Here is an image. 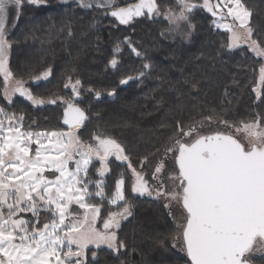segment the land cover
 Returning a JSON list of instances; mask_svg holds the SVG:
<instances>
[{
    "label": "snow or ice",
    "instance_id": "obj_1",
    "mask_svg": "<svg viewBox=\"0 0 264 264\" xmlns=\"http://www.w3.org/2000/svg\"><path fill=\"white\" fill-rule=\"evenodd\" d=\"M24 2L0 0L3 98L11 102L13 94L19 93L34 105L56 104L61 97L40 99L24 86L23 80L16 81L14 86L9 85L13 76L8 70L11 42L6 39L5 22L10 7H14L19 15ZM26 2L37 6L46 4V0ZM177 2L178 12L170 8L161 13L155 0H138L127 7H117L115 0H79L83 8L111 9L108 15L115 17L121 25L145 15V10L148 16L164 15L169 28L162 35L179 33L185 39L190 33L184 31L182 22L189 20L194 8L203 7L213 17L219 13L222 18L226 8L227 15L239 23L235 29L232 25H223L230 33L226 46L231 49L241 43L248 44L257 56H264V40L252 39L254 30L249 26L251 11L242 0H219L215 5L210 0H204L202 6L191 0ZM128 46L137 56L142 55L131 46V42ZM118 51L119 47L114 49V52ZM108 63L116 67L118 62L114 57ZM149 67L147 63L143 65L144 69ZM260 71L264 81V66ZM51 74L49 68L32 79L38 82L48 79ZM139 75L142 77L143 71ZM129 79L133 78L121 79L119 84L125 85ZM69 86L73 96L79 97L81 81L76 79L74 83L69 81L64 85L65 88ZM254 91L259 95L258 90ZM115 94V89L107 93L108 96ZM95 96L99 98L101 92L96 91ZM65 103L68 104L65 116L73 113L74 121L67 132L24 131L20 126L24 117H17L0 107V264H53V259L55 264H89L85 254L88 245H107L113 252L124 248L125 243L119 240L116 229L133 213L123 175L115 180V191L111 196L106 195L103 178L110 171L109 157L113 156L116 161L127 163V169L134 178L132 194L154 196L163 202L170 216L175 217L176 211L181 212L184 222L172 237L173 247L180 243L181 251L186 252L191 264H250V254H264V116L236 128L237 133H243L247 138V144L231 133L218 131L212 135H199L196 124L203 125L212 117L193 122L187 130L178 121L179 131L169 138L162 149L152 154L153 158L159 157L152 173L153 186L145 178L143 170L138 171L133 166L130 157L125 154L126 149L115 138L95 135L92 138L95 143L81 141L72 129L87 120L85 110L67 101ZM64 123L68 124L69 120L66 118ZM218 123L225 128L232 127L227 120H219ZM193 133L197 135L191 139ZM183 137H189L191 142H182ZM33 138L38 145L34 157L29 156ZM52 152L57 154L52 155ZM169 153L176 166L171 172L167 168ZM93 157L100 165L96 172L101 179L95 181L89 177ZM69 161L74 163V168H69ZM150 163L152 160L147 155L140 160L142 166ZM46 171L59 175L48 179ZM93 183L94 193L89 191V185ZM93 195L107 199L111 205L123 202L118 212L108 213L102 230L94 226L101 214V204L86 202ZM70 204H77L85 210L83 219L73 217L69 211ZM42 210L51 213L52 219L40 227ZM24 213H31L32 219H25ZM96 256L93 251V259Z\"/></svg>",
    "mask_w": 264,
    "mask_h": 264
},
{
    "label": "trees",
    "instance_id": "obj_2",
    "mask_svg": "<svg viewBox=\"0 0 264 264\" xmlns=\"http://www.w3.org/2000/svg\"><path fill=\"white\" fill-rule=\"evenodd\" d=\"M216 1L219 0H210ZM115 2L117 7H127L138 0ZM155 2L161 13L170 8L179 11L177 0ZM191 2L202 6L204 0ZM242 3L251 11L250 26L255 38L264 40V0ZM110 11L95 6L83 8L76 0H46V4L39 6L23 4L6 37L11 42L9 71L40 99H62L56 104L34 105L17 95L7 105L1 94L4 80L0 76V107L24 117L20 122L22 130H67L62 117L68 106L65 101L70 97L67 102L85 110L87 116L83 125L75 129L80 139L91 142L101 121L111 119V131L98 135L115 138L135 153L132 157L136 168H142L145 178L151 181L159 159L152 154L179 131L178 121L187 129L193 122L208 117L237 125L264 116V81L256 75L260 61L241 48L228 51V33L214 26V17L206 9L200 7L190 13L192 32L187 39L162 35L165 21L161 18L162 23L160 16H148L145 11V15L121 25L108 15ZM128 42L142 55L133 53ZM117 47L119 51L114 52ZM114 57L118 63L111 67L108 62ZM145 63L150 65L148 69L143 68ZM49 68L52 74L48 79H32ZM142 71L144 75L140 77ZM128 77L133 79L119 84ZM76 79L81 81L79 97L64 87L68 80ZM256 85L259 95L254 91ZM112 89L116 94L108 96ZM96 91L101 92L99 98ZM146 155L152 163L142 166L140 160ZM129 172L123 167L121 173L125 178ZM94 174L89 170L92 181L101 179ZM118 174L111 166L110 173L103 178L107 196L113 193L110 176H115V182ZM89 191H96L94 183L89 185ZM126 196L133 215L117 232L125 247L119 254L107 248L88 247L89 264H191L186 252L171 249V235L177 231H173L174 223L161 204L145 195L132 194L131 182L126 183ZM86 201L101 204L99 220L108 211L123 207V202L111 205L94 195ZM51 218L42 212L39 226ZM93 251L97 253L95 259ZM254 264H264V259Z\"/></svg>",
    "mask_w": 264,
    "mask_h": 264
},
{
    "label": "rangeland",
    "instance_id": "obj_3",
    "mask_svg": "<svg viewBox=\"0 0 264 264\" xmlns=\"http://www.w3.org/2000/svg\"><path fill=\"white\" fill-rule=\"evenodd\" d=\"M65 1H68V0H65ZM76 1H77V0H76ZM78 2H79V1H78ZM24 3H26V0H25ZM217 3H219V1L213 2L212 4L215 5V4H217ZM79 4H80V3H79ZM165 12H166V11H165ZM163 13H164V12H163ZM218 14H219V13H218ZM17 17H18V15H17V11H16V9H15L14 7H10L9 12H8V15H7L6 22H5V23H6V28H7V34H8L9 31L12 29V27H13V25H14L16 19H17ZM49 17H51V16H49ZM155 17H159V16H155ZM161 18L165 21V23H164V27H163V33H165V30L169 28V23H168V20H167V17H166V16H164V15H160V20H161ZM250 20H251V16H250V18H249V26H250ZM161 21H162V20H161ZM162 23H163V21H162ZM162 23H161V24H162ZM213 24H214V26H215L216 28L226 31V32L228 33V38H229L230 33L228 32V30H227L226 28L223 27V25H224V24L232 25V26L234 27V29L239 27V23H238L237 21H234L233 18H232L231 16H228V15H227V9H226V8L223 9V18L221 17V15H220V16H216V17H214ZM189 25H191L189 21H187V22H182V26H183L184 31H185V32H189V33H191V32H192V25H191V28H190V29H189ZM218 25H219V27H218ZM164 35H166V36H167L168 38H170V39H172V38H184L183 35H181V34H179V33H177V34H175V35H170V34H164ZM189 35H190V34H189ZM189 35H188V36H189ZM6 37H7V36H6ZM252 39L257 40V41H261L260 39L255 38L254 33H253ZM240 48H241V49H244V51H247L248 53L252 54V55L254 56V58H256L257 60L260 61V62L258 63V67L256 68V70H258L257 73H256V75H258L259 78H261V71H260V69H261L262 66H264V56H257L254 52L251 51V49L249 48V45H248V44H244V43H241V44H239L237 47H235V48H231V49H229V48L227 47L228 51H230V52H232L233 50H236V49H240ZM52 53H53V52H52ZM9 58H10V49H9V51H8V65H9ZM8 70H9V66H8ZM0 76H1V77L3 78V80H4V76H3L2 73H0ZM258 76H257V77H258ZM16 81H19V80H18L17 78L12 77V78L10 79V81H9V85H10V86H14ZM69 81H70V80H68V82H69ZM74 82H75V80H74L72 83H74ZM4 87H5V85H4V82H3V86H2V89H1L2 97H3V89H4ZM66 89H68L69 91H72L71 86L67 87ZM254 90H258V86H257V85L254 87ZM256 92H257V91H256ZM17 95H20V94H19V93H14V94H13V96H12V101H11L12 103L14 102L15 96H17ZM66 98H67V97H66ZM69 98H70V97L67 98V101L71 100V99H69ZM3 99H4V98H3ZM4 102H5L7 105H10V104H9L10 102L6 101L5 99H4ZM108 122H111V119H110V121H109L108 118H105L104 120L101 121L99 127L97 128L98 132L96 133V135H98V134H103V133H104L105 131H107V130L111 131V130H110L111 128L108 127ZM247 122H252V121H247ZM247 122H242V123L237 124V125L231 124V125H232L231 128H225V126H224L223 124L218 123V121L211 120V121H208V122L203 123V125H201L200 123H197V124H196V128H197V133H198L199 135H205V136H207V135H212V134H214L215 132H218V131H219V132H224L225 134H229V133H231V134H234L237 138H239L240 141H241L242 143L247 144V138L244 136V134H243V133H237V132H236V128H237V127H241V128H242V127H243V124H244V123H247ZM5 124H7V121H5ZM98 124H99V123H98ZM111 124H112V122H111ZM113 125H114V124H113ZM212 128H214V129H212ZM187 129H188V128H187ZM187 129H185V130H187ZM59 131L67 132V131H69V130L67 129V130H59ZM73 131H74L75 135L78 136V137L80 138L78 132L75 131V130H73ZM109 133H110V132H109ZM197 133H193L191 139L196 138ZM93 136H95V135H93ZM93 136H92V138H93ZM99 136H101L102 138H104V137H108V136H103V135H99ZM111 138H112V137H111ZM191 139H190L189 137H183V138H182V142H191ZM80 140H81V139H80ZM81 141H82V140H81ZM117 141H118V140H117ZM85 143H95V141H93V139H92L91 142H85ZM121 145H122V144H121ZM122 146L126 149V153H125V154L128 155V156L130 157L131 161L133 162V166L136 167V162H134V158L132 157V154H135V153H132L131 150H130L128 147H125L124 145H122ZM36 147H38V145L35 143V138H33V143L29 146V156H33V157H34ZM56 154H57V153L52 152V155H56ZM76 158L78 159V157H76ZM94 161H96V162L98 163V164L95 165V166L92 164ZM92 163L89 165V167H90L89 170H93V172L95 171V174H94V175L97 176V177H99L98 174H97V172H96V169L100 166V165H99V161H98V159H96L95 157H93ZM109 164L117 170V172L119 173V174H118L119 176L123 175V178H124L125 175H124L123 173H121V172H122V170H123V167L127 169V163H121V162H119V161H116V160H115V157L113 156V157H109ZM111 166H109V169H110ZM74 167H75L74 163H73L72 161H69V168L72 169V168H74ZM174 167H176V166H175V161H174V159H171V153H169V158H167V168H168V171L171 172V170H172ZM141 169H142V168H137L138 171L141 170ZM127 170H128V169H127ZM142 170H143V169H142ZM176 170H177V172H178V168H177ZM153 171H154V169H153ZM109 173H110V171H109ZM109 173H108V174H109ZM152 173H153V172H152ZM108 174H106L105 176H108ZM143 174H144V176H146L144 172H143ZM56 175H59V173L48 172V171L45 172V176H46L48 179H54ZM165 175H167V173H165ZM114 177H115V176H110L111 182H113V183H115L114 180H113ZM150 178H151L152 180L149 181V183H150V184H153V177H152V174H151ZM110 179H109V180H110ZM124 179H125V182H126V183H127V182H128V183L131 182V184H132L134 178H133V176H132V173L129 172L128 176L125 177ZM113 183H111L110 186L113 187V192H114V191H115V186H114L115 184H113ZM153 186H154V184H153ZM110 192H111V191H110ZM109 196H111V194H109ZM145 196H147V195H145ZM147 197H149V196H147ZM149 198L156 200V201H157L158 203H160L161 206L164 208V204H163L162 201L157 200L154 196H153V197H149ZM105 200H107V199H105ZM107 201H108V200H107ZM86 202H87V201H86ZM88 203H89V202H88ZM118 203H119V201H118ZM121 208H122V207H121ZM121 208H119V209H115L114 211H108L107 214L105 215V217H104L102 220H99L100 216H98V217L96 218V220H95V224H94V226H95L98 230H102V229H103L104 219L107 218L108 213H109V212H118ZM6 211H7V210L5 209V212H6ZM69 211L73 214V217H75V218H77V219H83V216H84V212H85V210H84V209H81V208L79 207V205H77V204H70V205H69ZM164 211H165L167 217H168V218L174 223L175 229H173V231H174V232H175V230L177 231L178 228H179V226L184 222V221H183V217L181 216V212H180V211H176V213H175V217H173V216L168 215V213H167V211L165 210V208H164ZM42 212H44V211L42 210ZM22 215H23V217H24L25 219H32V217H31V213H24V214H22ZM47 215H48V217H51V213H47ZM51 219H52V218H51ZM51 219L45 221L44 223H50V222H51ZM69 219H72V217H69ZM126 220H127V219L121 221V226L123 225V223H124ZM44 223H42V225H40V227H43V224H44ZM85 226H86V225H85ZM121 226H120V227H121ZM118 230H119V228L116 229V233L118 232ZM117 236H118V233H117ZM172 237H173V235H171V238H172ZM88 247H93V248H107V249H109V248L107 247V245H100L99 247H97V246H95V245H88ZM88 247H87V248H88ZM87 248L85 249V254H86V250H87ZM73 249H75V245H73ZM120 249H121V248H120ZM120 249H119L117 252H114V253H118V254H119ZM171 249L173 250V252H177V253L185 252V251H181V244H180V243H177L176 247H173V240H172V242H171ZM64 250H66V248H65ZM110 250H111V249H110ZM111 251H112V250H111ZM260 258H263V259H264V254L259 253V252H254V253L250 254V256H249L250 264H254V262L257 261V260H260ZM254 260H255V261H254ZM54 261H55V260L53 259V264H54ZM256 263H257V262H256Z\"/></svg>",
    "mask_w": 264,
    "mask_h": 264
},
{
    "label": "water",
    "instance_id": "obj_4",
    "mask_svg": "<svg viewBox=\"0 0 264 264\" xmlns=\"http://www.w3.org/2000/svg\"><path fill=\"white\" fill-rule=\"evenodd\" d=\"M195 4H197V5H201L200 3H195ZM197 8H200V7H197ZM194 9H196V8H194ZM76 107H78V106H76ZM67 107H65V109H66ZM65 109H64V111H63V117H62V125L64 126V127H66L67 129H69L70 130V126H71V124L74 122L73 121V113H71V112H69L68 113V115H67V117L65 116ZM86 115V114H85ZM68 119L69 120V123L68 124H65L64 123V121H65V119ZM83 124H81L79 127H81ZM78 127V128H79ZM75 129H77V128H75ZM75 129H72V130H75ZM54 264H55V261H54Z\"/></svg>",
    "mask_w": 264,
    "mask_h": 264
},
{
    "label": "crops",
    "instance_id": "obj_5",
    "mask_svg": "<svg viewBox=\"0 0 264 264\" xmlns=\"http://www.w3.org/2000/svg\"><path fill=\"white\" fill-rule=\"evenodd\" d=\"M77 1H79V0H77Z\"/></svg>",
    "mask_w": 264,
    "mask_h": 264
},
{
    "label": "flooded vegetation",
    "instance_id": "obj_6",
    "mask_svg": "<svg viewBox=\"0 0 264 264\" xmlns=\"http://www.w3.org/2000/svg\"><path fill=\"white\" fill-rule=\"evenodd\" d=\"M146 11V10H145Z\"/></svg>",
    "mask_w": 264,
    "mask_h": 264
}]
</instances>
